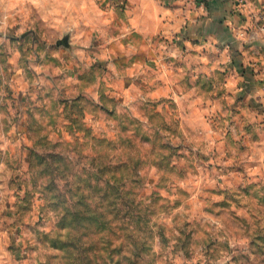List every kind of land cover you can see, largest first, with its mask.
Here are the masks:
<instances>
[{"label":"rangeland","instance_id":"rangeland-1","mask_svg":"<svg viewBox=\"0 0 264 264\" xmlns=\"http://www.w3.org/2000/svg\"><path fill=\"white\" fill-rule=\"evenodd\" d=\"M99 2L0 0V264H264L254 117L220 71H116Z\"/></svg>","mask_w":264,"mask_h":264},{"label":"crops","instance_id":"crops-1","mask_svg":"<svg viewBox=\"0 0 264 264\" xmlns=\"http://www.w3.org/2000/svg\"><path fill=\"white\" fill-rule=\"evenodd\" d=\"M99 1L105 10L102 34H109L116 71L141 72L150 79L171 66L180 71L179 61L194 73L220 71L222 86L234 90L232 99L243 108L237 116L252 115L256 132L264 135V0ZM119 40L126 56L114 50ZM129 50L139 53H133V61ZM223 179L217 182L220 188L235 186Z\"/></svg>","mask_w":264,"mask_h":264}]
</instances>
